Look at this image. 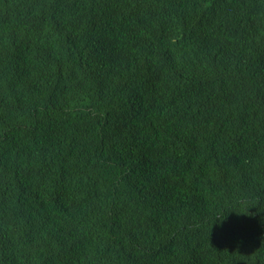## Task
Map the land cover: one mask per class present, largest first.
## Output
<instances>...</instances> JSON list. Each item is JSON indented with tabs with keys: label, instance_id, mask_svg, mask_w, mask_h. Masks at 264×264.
<instances>
[{
	"label": "trees",
	"instance_id": "obj_1",
	"mask_svg": "<svg viewBox=\"0 0 264 264\" xmlns=\"http://www.w3.org/2000/svg\"><path fill=\"white\" fill-rule=\"evenodd\" d=\"M0 264H264V0H0Z\"/></svg>",
	"mask_w": 264,
	"mask_h": 264
}]
</instances>
